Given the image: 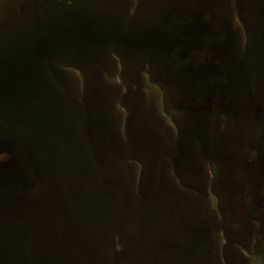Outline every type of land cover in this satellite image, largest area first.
<instances>
[{"label": "rangeland", "instance_id": "rangeland-1", "mask_svg": "<svg viewBox=\"0 0 264 264\" xmlns=\"http://www.w3.org/2000/svg\"><path fill=\"white\" fill-rule=\"evenodd\" d=\"M14 118L20 158L53 168L32 209L68 214L92 264H264V0H0ZM42 231L41 264H69Z\"/></svg>", "mask_w": 264, "mask_h": 264}, {"label": "trees", "instance_id": "trees-1", "mask_svg": "<svg viewBox=\"0 0 264 264\" xmlns=\"http://www.w3.org/2000/svg\"><path fill=\"white\" fill-rule=\"evenodd\" d=\"M219 75L221 76V74ZM227 77V74H223L222 76L223 80H226ZM8 88L10 89L6 88L4 90L6 94L5 97L9 102L8 107L13 109L15 115V108L10 107L11 103L15 105V103H13L15 100V92H13L11 87L8 86ZM217 115L219 116V120L222 118L221 127H223L225 118L223 116L221 117L220 112H217ZM5 120L11 123L7 124ZM34 121L36 122V120ZM0 123H2L0 124V224H3L4 220L12 222L15 227V233H17L15 236V249L13 250L15 253H12V258H10L7 254H3L0 251V264H41L43 255L41 254V257L37 258L36 251L38 250L36 248L34 234L39 229L42 231L44 228L49 230L50 233L45 234V232L42 231L43 234H45V236H50V238L48 243L43 247L41 253L48 250L53 257L63 253L64 257L69 258V264H92L88 254L79 250V245H72L79 242V237L77 235L78 225L71 221L72 219L68 214L65 215L62 211H60L61 214H59V217L55 214L58 218L57 222L53 221L51 216H49L51 213L54 214L52 210L50 212L49 207L42 206L39 208L36 206L32 209L33 205L31 202H33V198H38L43 186H46L47 182L50 185V191L53 168L51 166L48 167L46 173L42 175L31 166L29 161L27 163L26 159L22 160L19 156L18 149L20 150L19 146L22 144L23 140L27 139V136L18 134L19 137L15 139V118L11 120L0 119ZM8 125L10 126L8 127ZM34 139L35 140H33L31 144L35 143L36 151L43 153L41 155L46 157V159L53 160L55 163L66 159V156H61L63 154H56L57 152L52 153L53 149L51 152L50 148L42 146L37 138L36 130ZM58 182L61 186L63 197L72 202V199L69 198L71 195L66 189V181L64 184L62 179L59 178ZM51 229H55L60 234L62 242L61 252H57L56 247L52 245V240H54V238L51 234ZM125 234L126 229L124 234L120 236L118 245H116L117 247L122 248V246L124 244L126 245V242L129 241L130 234L128 237L125 236ZM132 237H134V234L130 236V238ZM259 237L263 242L262 246L264 248V236L262 235ZM149 245H156V243L151 241ZM150 246H147V248H152ZM105 247L107 248V246ZM155 248L154 251H158V249ZM149 251H152V249H149L148 252ZM45 261L47 263L46 258Z\"/></svg>", "mask_w": 264, "mask_h": 264}]
</instances>
